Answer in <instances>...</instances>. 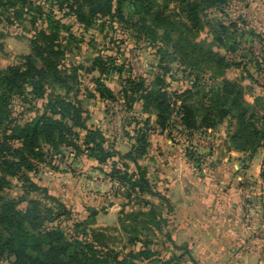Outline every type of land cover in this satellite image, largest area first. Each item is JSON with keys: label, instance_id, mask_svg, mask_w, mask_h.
Here are the masks:
<instances>
[{"label": "trees", "instance_id": "trees-1", "mask_svg": "<svg viewBox=\"0 0 264 264\" xmlns=\"http://www.w3.org/2000/svg\"><path fill=\"white\" fill-rule=\"evenodd\" d=\"M129 1L131 6H137L135 12H130L131 7L127 6L130 5ZM156 1L0 0V24L9 28L22 21L32 34L29 40L31 55L21 59L18 64L0 70L1 260L9 264L151 263L152 257L157 255L152 241L162 231L164 223L158 207L148 200L160 198V195L148 179L147 168L140 161L146 156L148 132L152 129L161 132L170 130L173 114L179 117L185 130L214 128L228 119L233 124L230 125L233 131L228 136L232 151L250 156L257 151L262 152L259 177L264 185V108L255 109L246 103L240 86L235 82L221 80L201 93L197 82L193 81L188 83V89L178 95L176 92L171 94V98L163 76L145 72L137 81L130 82V97L126 89L120 88L118 92L129 98L128 111L133 109V104H138L143 116L141 126L137 128L139 122L134 120L131 135L126 134L128 151L122 155L105 146L100 130L87 127L86 111L82 100L78 98L80 69L66 64L65 53L59 44L60 30L70 31L73 26L66 22L72 21L85 32L102 33L107 28L113 32L119 29L123 35L132 30L135 43L142 41L152 49L158 44L169 48L170 56L184 62L185 66H205L208 70L223 72L238 67V64L228 59L226 53L220 55L195 43L194 37L203 26L202 17L210 9L217 15L216 28L212 29L213 39L217 47L226 48L228 54L235 53V42L227 46L219 33L224 34L228 28H236L235 23H239L241 30H238L242 35L250 6L261 0ZM231 4L245 13L243 16L237 15L236 22L225 27L223 21H227ZM137 14H140V20L132 21V17ZM159 30L160 33H157ZM245 34L250 38L255 35L253 30H247ZM91 36L88 43L95 44ZM116 41L120 40L109 38V43L115 46ZM163 59L160 54V60ZM92 66L98 77L93 81L94 90L89 91L86 97L113 101L107 86L110 76L119 74V70H115L113 57L98 52L92 58ZM199 96L201 101L197 102ZM176 101L179 105L175 111ZM37 102L41 104L34 121H21V118L14 117L13 113L25 103ZM62 145L72 147L77 154H88L99 164L111 161V177L123 189L122 192L118 190L125 201L122 205L132 202L144 208L137 213H129V225L122 228L127 244L138 245L134 250L130 249L122 255L127 246H123L122 250H111L103 234L93 233L96 245L102 250L106 249V254H102L101 258L93 259L90 254L92 245L87 243L86 232L82 231L79 236L64 232L60 227H45L70 214L65 205L56 202V211L39 200H28L26 208L18 211L13 200L1 197L10 186L11 179L34 187L31 175L36 171L35 160L42 157V147L56 149ZM118 163L120 168H117ZM74 226L77 228L83 223ZM191 262L197 264L193 260Z\"/></svg>", "mask_w": 264, "mask_h": 264}, {"label": "rangeland", "instance_id": "rangeland-1", "mask_svg": "<svg viewBox=\"0 0 264 264\" xmlns=\"http://www.w3.org/2000/svg\"><path fill=\"white\" fill-rule=\"evenodd\" d=\"M128 3L130 5L127 6L131 7L130 12H135L137 6H131V1ZM227 13L229 15L227 21H223L225 27L229 23L236 22V16H243L245 12L231 4ZM216 18L217 15L211 9L206 11L205 16L202 17L203 26L194 38L195 43L203 49H211L220 55L226 53L228 59L238 64V67L223 72L208 70L205 66H185L184 62L170 56L169 48L158 44L152 49L146 47L142 41L135 43L132 30L123 35L120 34L119 29L113 32L107 28L102 33L85 32L72 21L66 22L67 24L72 23L73 26L70 31L60 30V48L65 53L66 64L80 69L78 98L82 100L86 111V125L88 128L102 132L106 147L112 148L121 155L125 154L127 151L124 144L128 142L126 134L131 135L134 120L139 122L137 128L141 126L140 121L143 116L139 112L140 107L138 104H133V109L128 111L129 98L124 97L118 90L126 89L130 97V82L137 81L139 76L145 72L163 76L170 96L175 92L178 95L185 91L189 88L188 83L193 81L197 82L201 93L205 92L208 87L219 84L221 80L235 82L240 86L246 103L255 109L264 108V62L262 61L264 57V0L257 1L250 6L246 17L247 25L242 28V35L238 30H241L239 23H235L236 28H228L224 34L219 33L227 46L235 42V53L228 54L225 52L226 48L217 47L212 32V29L216 28ZM137 19L140 20V14L132 17V21ZM247 30H253L255 33L253 38L245 34ZM157 33H160V30ZM31 35L25 22H17L9 28L0 24V70L9 65L18 64L21 59L31 55L29 42ZM91 35L95 39V44L88 43ZM109 38L120 40L115 42L119 47L116 48L115 45L109 43ZM121 41H123L122 44H120ZM98 52L112 56L115 70H119V74L110 76L107 84L114 98L113 101L86 97L89 91L94 90L93 81L98 77L97 71L92 66V58ZM160 54L163 55V60H160ZM57 90L61 92L60 89ZM200 101L201 96L197 99V102ZM40 104V102L25 103L13 115L21 118V121H34ZM178 105L179 102L176 101L175 111ZM151 120L153 121V118ZM170 125L171 129L162 133L173 144L179 147L181 145L183 153L198 155L196 151H211L213 148L216 149L220 142L224 144L226 150L230 149L228 136L233 131L231 127L233 124L231 125L228 119H224L214 128L185 130L181 126L179 117L173 114ZM151 126L155 128V125L151 124ZM158 131L152 129L151 133ZM41 152L42 157L34 162L36 171L31 175L34 187L30 188L28 184L11 179L10 186L1 194L2 198L13 200L18 211L26 208L28 200H39L56 211L58 209L56 202L65 205L70 214L46 224L45 227H60L64 232L79 234V236L82 231L86 232L87 243L92 245L93 251L90 254L93 259H99L102 254H106V249L102 250L96 245V240L92 238L93 233L103 234L104 241L108 243L111 250H122L123 246H127L122 255L138 247V245L127 244V237L122 232V228L129 225L127 222L131 218L129 213H137L138 210L144 208L141 205H133L132 202L126 206L122 205L125 201L118 193L123 189L121 184L111 177V161L99 164L88 154H77L72 147L64 145L56 149L43 146ZM119 166L118 163L117 168H120ZM131 168H133L132 165ZM148 179L156 189L157 183L151 181L149 176ZM77 223H83V226L76 228L74 225ZM149 248L151 249V246ZM160 251L162 252L161 248ZM0 264H9V262L0 259ZM142 264L148 263L144 261Z\"/></svg>", "mask_w": 264, "mask_h": 264}, {"label": "crops", "instance_id": "crops-1", "mask_svg": "<svg viewBox=\"0 0 264 264\" xmlns=\"http://www.w3.org/2000/svg\"><path fill=\"white\" fill-rule=\"evenodd\" d=\"M181 149L150 132L140 161L157 183L162 200H148L164 223L152 241L158 256L148 264H264L261 152L250 156L221 142L199 156Z\"/></svg>", "mask_w": 264, "mask_h": 264}]
</instances>
